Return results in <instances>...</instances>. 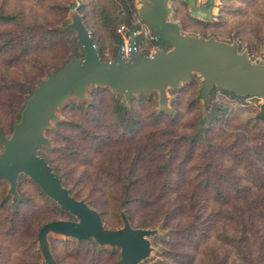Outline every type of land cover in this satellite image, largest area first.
Wrapping results in <instances>:
<instances>
[{
	"label": "trees",
	"instance_id": "16d2710c",
	"mask_svg": "<svg viewBox=\"0 0 264 264\" xmlns=\"http://www.w3.org/2000/svg\"><path fill=\"white\" fill-rule=\"evenodd\" d=\"M69 2L0 0V135L10 132L30 87L75 53L70 33L55 28L67 17ZM132 2L83 0L81 14L103 59L127 22L123 13L130 19L137 14ZM223 3L216 24L184 19L179 12L177 17L188 32L221 33L228 15L254 7L264 25V8L256 6L264 0ZM256 27L260 35L262 27ZM197 86L193 82L178 93L174 117L156 111L153 95L135 98L129 107L109 90L95 88L92 103L70 104L63 112L66 121L48 131L57 145L46 150L48 159L108 226H120L121 202L134 227L164 221L170 231L167 264H264V116L223 100L210 118L207 141L195 137ZM2 190L0 185V264H43L32 231L43 216L66 215L50 205L34 210L30 198L13 210L1 200ZM54 250L60 262L73 264L116 259L110 251L74 249L67 242L55 241Z\"/></svg>",
	"mask_w": 264,
	"mask_h": 264
},
{
	"label": "water",
	"instance_id": "95a60500",
	"mask_svg": "<svg viewBox=\"0 0 264 264\" xmlns=\"http://www.w3.org/2000/svg\"><path fill=\"white\" fill-rule=\"evenodd\" d=\"M138 4L133 5L135 11L151 30L158 51L149 54L138 50L140 32L128 17L126 35L120 39L114 59L105 61L81 14L82 2L75 5L71 23L59 30L75 33L83 55L75 52L62 67L40 80L37 87H30L31 96L19 112V120L13 123L12 134L0 135V185L8 184L12 203L20 200V180L26 177L59 210L73 218L47 222L38 231L37 243L44 264H62L52 251L51 235L80 244L93 241L101 250L117 249L120 258L115 264H142L151 257L154 250L151 239L159 233L149 225L134 227L123 204L122 226L107 228L101 214L87 199L73 195L64 176L41 153L42 149L55 148L48 131L53 130L54 123L64 122L60 114L72 98L84 100L92 87L109 90L129 102L157 92L160 106L166 107L168 91L198 75L202 79L199 98L206 113L216 90L238 99L264 100V64H254L247 53L240 52L237 43L184 34L181 25L171 20V0H139ZM260 115L264 116V106Z\"/></svg>",
	"mask_w": 264,
	"mask_h": 264
},
{
	"label": "rangeland",
	"instance_id": "374dc122",
	"mask_svg": "<svg viewBox=\"0 0 264 264\" xmlns=\"http://www.w3.org/2000/svg\"><path fill=\"white\" fill-rule=\"evenodd\" d=\"M138 1L139 0H133V2H132L133 5L135 4L138 6L139 5ZM81 2L83 4V0H70V2L68 3L69 13H68L67 17L64 18L62 21H60V23L57 24L55 26V28L59 29V28L65 26L66 24L71 23L72 14H73V7L75 5H78ZM235 4H236V6H243V7L245 6L244 3H240V2H235ZM170 6L172 9L171 20L174 22H177L181 25L184 34L195 35V36L206 37V38L215 37L219 41L228 42V43H237L239 46L240 52L241 53H247L249 58L252 60V62L254 64H256V65L264 64V25L260 21L259 16L257 15L258 14V8H254V7L248 8L247 13L239 15V16H233L231 14L228 15L227 26H224L221 28L222 34H224V33L229 34L230 33L228 35V37L225 38L222 36L221 33H218L216 31L199 32V33L188 32V31L184 30L181 19L177 17V14L179 12V16L183 17L184 19L191 18L193 20L201 21V22L206 23V24H216L220 21V14L224 8L223 0H188V2H186V3L183 2V0H171ZM256 6H259L260 8H264V5H261V4H257ZM82 16H83V14H82ZM123 16L126 19L129 17V15L126 11L123 13ZM84 20H85V18H84ZM238 20H241L242 25L241 26H237V25L234 26ZM130 21L134 27L135 26L138 27V30L140 32V35L138 37V44H137L138 50H140L143 53H149V54H153L156 51H158V47L152 41L151 30L140 19L138 13L136 15H134L133 18L130 19ZM85 22H86V20H85ZM188 23L191 25L192 24L191 20H189ZM256 23L257 24L259 23V26L261 25V27H262V31H261L260 35H258V33H257V27H256L257 24ZM125 25H126V23H125ZM244 28H245L246 32L244 33V35L240 36L241 32H243L242 30H244ZM229 30H232V31H229ZM249 32H251V35L249 34ZM70 37H71V40L74 42V51L76 52V54L78 56H82L83 51L79 47V45L76 41L75 33L70 32ZM93 37L97 43L98 48L100 49L97 38L94 35H93ZM120 39H123V38L119 35L118 30H117L112 43L110 45H107V47H106V57L104 59L105 61H111L114 59L117 48L119 46ZM100 51H101V49H100ZM193 82H196L198 86H197V91L193 95L192 99L194 101L198 102L201 106L200 111L198 113L197 121L195 123L196 124V132H195L194 136L198 137L202 140L207 141L206 129L208 128L210 118L212 116H214L217 108L219 107V104L221 102H223V100H225L226 102H229L232 106H239L240 108L246 109L256 116H260V114L263 111L264 100H262V99L253 98V97L244 98V99L239 98L238 99V98H234L229 93H223L220 90H216L210 97V102H209L210 110L208 113H206L204 102L199 98L200 89L202 87V79L198 75H195L187 84H182L179 88L170 89L168 91L169 103H168V106H166V107L160 106L159 94L157 92L154 93L153 96L156 98V111L157 112L164 111L169 116L174 117L176 114V111L173 107V102L176 101L178 93L180 91H182L184 88H186L187 86H189L190 84H192ZM38 84H39V82L36 85H34L33 87H37ZM94 89L95 88H93V87L90 88L86 94V98L82 101H78L76 98H72L69 105L72 103H76L78 105H80L82 103H88V104L92 103L91 94H92V91ZM30 96H31V93H29L26 96V99ZM117 98L120 99L125 105H127L129 107L131 106V102L126 101L123 96H119ZM136 98H138V97H136ZM236 99H238V101H236ZM20 110H21V108L18 109V117L13 123H16L19 120L18 118H19ZM63 112L60 114V117H61V120L66 121V118L64 117ZM13 123L10 127L9 133H6L4 131L5 136L10 137V135L12 134ZM56 129H57V123H54L53 124V130L55 131ZM0 130H2V129H0ZM51 140H52V138H51ZM53 144H54V147L56 148L57 145L54 143V141H53ZM1 151H2V145L0 144V152ZM46 152H47L46 149H42V151H41V153L44 155H47ZM47 157H48V155H47ZM51 164L56 167V165H54L52 162H51ZM57 173L59 175L64 176V174L58 169H57ZM1 185H3L1 200L3 202H7L13 210L17 209L19 203L25 202L30 198L32 200V203H33L32 206H34V210H36L37 208H46L47 206L50 205L52 208L58 210L60 213H64L61 210H59L55 206V204L42 193V191L38 188V186L35 183H33L30 179H27L26 177H22L20 180V186H19L20 200L17 201L16 203H12V197L8 195V184L3 183ZM66 187L73 190V188L71 186L66 185ZM72 193L78 199H87L88 202L90 203V200L87 197H83V198L78 197L77 194L74 192V190L72 191ZM122 204L123 203L121 202L119 205V208H118V216L120 219V226L111 227V226H108L104 222L105 226L107 228L118 229L122 226V220H121ZM90 205H91V203H90ZM64 214L66 215V217L62 218V219L73 220V218L69 214H67V213H64ZM46 218L47 217L43 216L41 218V221L38 223L37 227H35L32 231V236H33L32 239L37 244L38 251H39V247H38V243H37V235H38V231L40 230V228L47 222H50L53 220H59V219H53V218L52 219H46ZM164 224H165L164 221H161L160 223H158L156 225H149L150 228L157 229L159 231V233H158V235H156L155 237H153L151 239L152 246L154 249L151 257L148 260L144 261L142 264H153V263H156L158 261H164L165 264H167L166 261L164 260L163 256H164V253L167 252V247L165 246V243L169 240L170 231L165 229ZM141 226L146 227V226H148V224H144ZM55 241L56 242L59 241V242L70 243L72 245V248H74V249H78V248L82 247V248H85V249L90 250V251H101V248L93 241L89 242V243L84 242V243L80 244L74 240H66L63 237L51 235L50 236V244H51L52 251H53L56 258H57V256H56L55 250H54V242ZM103 250H107L113 254H116V259H115L113 264H115L119 260V258H120V251L119 250L111 249V248H105ZM39 253H40V251H39ZM57 260H58V258H57ZM58 261L60 262V260H58ZM71 261L72 260L68 259L66 262H60V263H62V264H73ZM42 262H43V258H42ZM43 264H44V262H43Z\"/></svg>",
	"mask_w": 264,
	"mask_h": 264
},
{
	"label": "built area",
	"instance_id": "2783aa9c",
	"mask_svg": "<svg viewBox=\"0 0 264 264\" xmlns=\"http://www.w3.org/2000/svg\"><path fill=\"white\" fill-rule=\"evenodd\" d=\"M118 33L119 35L124 38L126 35V25H122L119 29H118Z\"/></svg>",
	"mask_w": 264,
	"mask_h": 264
}]
</instances>
